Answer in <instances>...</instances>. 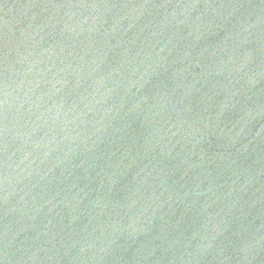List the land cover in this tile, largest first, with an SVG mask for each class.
Masks as SVG:
<instances>
[{
	"label": "water",
	"instance_id": "1",
	"mask_svg": "<svg viewBox=\"0 0 264 264\" xmlns=\"http://www.w3.org/2000/svg\"><path fill=\"white\" fill-rule=\"evenodd\" d=\"M0 264H264V0H0Z\"/></svg>",
	"mask_w": 264,
	"mask_h": 264
}]
</instances>
